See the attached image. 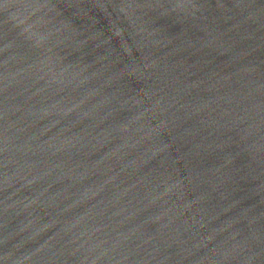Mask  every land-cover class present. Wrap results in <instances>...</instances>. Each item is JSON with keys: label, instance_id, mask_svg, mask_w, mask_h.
Listing matches in <instances>:
<instances>
[{"label": "water", "instance_id": "1", "mask_svg": "<svg viewBox=\"0 0 264 264\" xmlns=\"http://www.w3.org/2000/svg\"><path fill=\"white\" fill-rule=\"evenodd\" d=\"M0 264H264V0H0Z\"/></svg>", "mask_w": 264, "mask_h": 264}]
</instances>
